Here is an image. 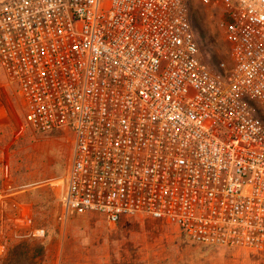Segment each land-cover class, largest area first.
<instances>
[{"label":"built area","instance_id":"obj_1","mask_svg":"<svg viewBox=\"0 0 264 264\" xmlns=\"http://www.w3.org/2000/svg\"><path fill=\"white\" fill-rule=\"evenodd\" d=\"M199 1L221 12L215 71L185 0H0V67L36 132L72 135L67 215L264 256V0Z\"/></svg>","mask_w":264,"mask_h":264},{"label":"rangeland","instance_id":"obj_2","mask_svg":"<svg viewBox=\"0 0 264 264\" xmlns=\"http://www.w3.org/2000/svg\"><path fill=\"white\" fill-rule=\"evenodd\" d=\"M185 1L202 63L212 71L230 63L220 10ZM72 150L71 133L31 127L0 67V264H264L248 250L193 244L176 227L144 216L109 225L95 213L67 215L59 196Z\"/></svg>","mask_w":264,"mask_h":264},{"label":"trees","instance_id":"obj_3","mask_svg":"<svg viewBox=\"0 0 264 264\" xmlns=\"http://www.w3.org/2000/svg\"><path fill=\"white\" fill-rule=\"evenodd\" d=\"M1 187V186H0Z\"/></svg>","mask_w":264,"mask_h":264}]
</instances>
